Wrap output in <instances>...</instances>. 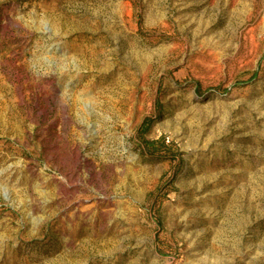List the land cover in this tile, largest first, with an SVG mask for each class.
Listing matches in <instances>:
<instances>
[{
    "label": "rangeland",
    "instance_id": "obj_1",
    "mask_svg": "<svg viewBox=\"0 0 264 264\" xmlns=\"http://www.w3.org/2000/svg\"><path fill=\"white\" fill-rule=\"evenodd\" d=\"M0 264H264V0H0Z\"/></svg>",
    "mask_w": 264,
    "mask_h": 264
},
{
    "label": "bare ground",
    "instance_id": "obj_2",
    "mask_svg": "<svg viewBox=\"0 0 264 264\" xmlns=\"http://www.w3.org/2000/svg\"><path fill=\"white\" fill-rule=\"evenodd\" d=\"M64 60V59H63ZM67 61V60H66ZM66 65V64H65ZM70 67V66H69ZM69 72V71H68ZM62 73V72H61ZM39 77V76H38ZM19 79V78H18ZM13 90V89H12ZM2 91V90H1ZM17 94V93H16ZM15 94V96H16ZM14 96V95H13ZM22 97V96H21ZM71 101V100H70ZM76 102V100H75ZM74 102V104H75ZM2 103V102H1ZM14 106V105H13ZM7 108V107H6ZM45 111V110H44ZM3 119V118H2ZM6 122V121H5ZM2 188V186H1ZM5 190V189H4ZM37 192V191H36ZM38 193V192H37ZM41 197V196H40ZM59 231H62L63 233H74L75 234V230H73V228H69L66 224L61 223L59 226ZM81 234V233H80ZM79 235V234H78ZM77 235V236H78Z\"/></svg>",
    "mask_w": 264,
    "mask_h": 264
}]
</instances>
